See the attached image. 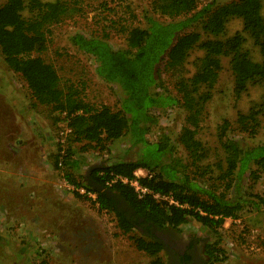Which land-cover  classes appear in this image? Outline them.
<instances>
[{
  "label": "trees",
  "instance_id": "trees-1",
  "mask_svg": "<svg viewBox=\"0 0 264 264\" xmlns=\"http://www.w3.org/2000/svg\"><path fill=\"white\" fill-rule=\"evenodd\" d=\"M82 1L7 0L0 5V51L10 70L26 81L37 102L51 106L58 114L55 120L72 130L67 136L62 172L76 188L83 187L74 179V172L79 171L82 164L73 159L75 152L70 151V142L82 144L81 151H88L103 150L105 144L125 139L130 150L139 149L133 160L122 157L93 170L90 182L85 185L97 195L94 202L99 210L113 213L122 233L129 236L140 252L152 258L149 264H166L160 255L164 247L158 240L142 234L131 235L138 228L139 220L142 219L141 225L146 229L160 230L181 229L192 220L217 234L227 219H237L246 206H258L245 196L243 178L250 173L259 179V172L264 170V146L243 150L237 141L227 139L223 143L227 167L221 173V181L206 183L204 180L206 184H199L181 159L164 161L174 149L169 138L162 137L152 144L148 135L158 123L153 114L155 108L183 107L187 117L178 141L191 165L200 171L206 150L197 136L205 106L222 70V58H230L237 99L250 87H264V0H233L225 4L212 0L203 7H199L200 0H160L156 8L172 21L163 23L148 17L145 28L127 31V47L120 50L113 49L105 36L75 35L74 45L96 60L98 76L118 86L121 109L116 112L108 106L97 109L85 102L78 87L62 86L55 66L35 56L47 50L49 27L76 14ZM234 19L241 20L243 27L229 37L227 26ZM195 26H199L201 32H188ZM248 39L258 49L260 62L254 61L245 48ZM194 49L203 51L204 56L193 62L195 72L187 77L186 64ZM162 64L172 74L180 98L166 91L156 92L164 89ZM202 88L207 91L201 92ZM263 114L264 100L248 113H239L238 124L245 132L256 134ZM227 127L225 121L223 129ZM58 159L57 154L59 169ZM138 170L148 173L140 179L143 186L154 194L169 197L177 205L159 201L153 195L139 199L130 186L121 183L106 185L112 175L132 180ZM94 185L111 193L98 191ZM121 200L128 208L118 206ZM218 245V239L206 245L209 264L226 258Z\"/></svg>",
  "mask_w": 264,
  "mask_h": 264
},
{
  "label": "rangeland",
  "instance_id": "rangeland-1",
  "mask_svg": "<svg viewBox=\"0 0 264 264\" xmlns=\"http://www.w3.org/2000/svg\"><path fill=\"white\" fill-rule=\"evenodd\" d=\"M6 1L0 0V5ZM159 1L83 0L76 14L49 27L47 50L35 56L55 66L62 86L78 87L85 102L97 109L108 106L115 112L120 111L118 86L98 76L94 57L79 50L72 38L77 34L105 36L113 49H124L127 47V31L135 27L145 28L148 17L163 23L172 21L156 8ZM210 1L200 0L199 7ZM231 1L217 0L219 4ZM227 27L228 36H233L242 30V21L234 19ZM194 30L201 32L199 26L188 32ZM245 48L254 61L262 60L250 39ZM203 56L204 52L199 49L191 52L186 64L187 77H192L195 72L193 62ZM161 72L164 89H157L156 92L166 91L180 98L174 78L164 64ZM206 91L205 88L201 90ZM211 93L197 136L206 150L200 171L191 165L187 152L178 141L187 117L183 107L155 108L153 114L158 123L148 135L152 144L161 141L162 137L169 138L174 149L164 161L168 163L175 158L181 159L189 167L188 173L191 177L196 176L199 184L221 181V173L227 167L223 148L227 139L237 141L243 150L264 146V114L260 116L256 134L245 132L238 124L239 113H248L264 100V87H250L237 99L230 58L224 57L222 70ZM56 117L58 114L51 106L37 102L26 81L10 70L0 51V142L8 140L13 145L10 146L13 149L11 152L0 146V264H149L152 258L140 252L129 236L122 233L113 213L100 211L94 200L78 196L77 191L61 186L63 182L56 166V156L60 149V132L65 123H58ZM20 121L27 125L28 130L18 131ZM225 121L228 127L224 130ZM69 147L71 152H75L73 159L82 164L79 171L74 172V179L83 185L80 189H87L85 184L90 182L93 170L122 157L133 160L139 152V149L130 150L125 139L107 143L103 150L81 151L82 144L76 142H70ZM4 160L9 161L8 167H5ZM7 168L13 175L36 171L40 180L38 183L32 181L33 189L17 187L15 182L19 183L20 176L15 180L12 178L15 182L4 181L5 175H11L2 171ZM195 171L196 174L201 173L196 175ZM146 172L144 170L140 175ZM258 177L253 178L248 173L243 178L245 196L258 206H246L237 219H227L217 234L192 220L182 228L186 235L202 239V244L219 240L218 247L224 251L226 258L215 264H264V170L259 172ZM71 185L74 186L73 183ZM31 192L35 193L32 200ZM15 207L21 213L15 214ZM5 214L7 217L23 216L20 219L25 218L23 221L27 223L14 222L13 219L5 221ZM31 221L34 227L28 223ZM141 234L136 229L131 235L138 237ZM162 257L167 259L166 254Z\"/></svg>",
  "mask_w": 264,
  "mask_h": 264
},
{
  "label": "flooded vegetation",
  "instance_id": "flooded-vegetation-1",
  "mask_svg": "<svg viewBox=\"0 0 264 264\" xmlns=\"http://www.w3.org/2000/svg\"><path fill=\"white\" fill-rule=\"evenodd\" d=\"M119 207L125 209V202L120 201ZM142 219L136 226L142 235L158 240L164 247L161 252L166 254V264H209L210 258L205 252L206 244H202V239L186 235L181 229H158L156 227L144 228ZM164 259V258H163Z\"/></svg>",
  "mask_w": 264,
  "mask_h": 264
},
{
  "label": "built area",
  "instance_id": "built-area-1",
  "mask_svg": "<svg viewBox=\"0 0 264 264\" xmlns=\"http://www.w3.org/2000/svg\"><path fill=\"white\" fill-rule=\"evenodd\" d=\"M64 129L60 132L61 140L60 143V149L58 151L59 159H58V167L60 169V175L62 177V184L61 186L68 187L69 190L77 191L80 195L87 196L88 198L96 201L97 195L91 191H88L87 189H78L75 188L71 183L65 179L63 174V169L65 168V159H66V146H67V136L72 132L70 128L66 126V124L63 127ZM141 172L143 173L144 170H138L135 172V178L130 180L126 177L120 176V175H112L111 180L106 183L108 187H111L114 184L121 183L123 185L130 186L135 193L138 195L139 199H143L145 196L153 195V197L159 201H168L171 204H176L172 199L166 196H161L160 194H154L149 188L143 186L140 182L141 178H145L148 176V173L146 172L145 175H140Z\"/></svg>",
  "mask_w": 264,
  "mask_h": 264
},
{
  "label": "crops",
  "instance_id": "crops-1",
  "mask_svg": "<svg viewBox=\"0 0 264 264\" xmlns=\"http://www.w3.org/2000/svg\"><path fill=\"white\" fill-rule=\"evenodd\" d=\"M22 129H24V130H28V128H27V125L26 124H24L23 123V121H20V128L18 129V131H21ZM8 140H5V143H4V141H1L0 143V146L2 147V148H4L5 150H7V151H12L13 149L12 148H10V146L12 147L13 145H12V143H10L9 141V145H7L6 144V142H7ZM19 141H16V143H18ZM5 161V167H8V164H9V161H7V160H4ZM2 171H4V172H6L5 174H11V175H5V178L6 179H4V181H6V182H15L14 180H15V178L16 177H18V176H20V181H19V183H17V182H15L16 184H17V187H20V188H31V189H33L32 188V186H31V183H32V181L33 180H35L36 181V183H38V180H40L39 178H38V175L35 173V172H29V174H25V172H20V173H16V175H13L12 173H10L9 172V170H8V168H7V170L6 169H4V170H2ZM14 177V180L12 179ZM10 179V180H9ZM3 181V182H4ZM40 182V181H39ZM24 184V185H23ZM23 185V186H22ZM32 191V190H31ZM35 192H37V189L35 190ZM33 195H35V193L34 192H31V194H30V199L32 200V197H33ZM23 206V205H22ZM21 206V207H22ZM10 212V211H9ZM6 213H8V212H6ZM15 214H19V213H21V211L20 210H16V207H15V212H14ZM11 215V214H10ZM5 216H6V214H5ZM4 216V218H5V221H10L11 219H13V221L14 222H16V221H20V223L22 222V223H24L25 221H23V219H25V218H23V219H20V217H23V216H17V217H10V216H6L5 217ZM31 220V219H30ZM25 223H27V222H25ZM29 224H31V227H34V222L33 221H31V223L30 222H28ZM16 224V223H15ZM4 225V227L6 226L5 224H3Z\"/></svg>",
  "mask_w": 264,
  "mask_h": 264
},
{
  "label": "water",
  "instance_id": "water-1",
  "mask_svg": "<svg viewBox=\"0 0 264 264\" xmlns=\"http://www.w3.org/2000/svg\"><path fill=\"white\" fill-rule=\"evenodd\" d=\"M93 188L96 189V190H98V191H104V192H106V193H108V194L111 193L110 191H108V190L105 191V190H103V188H101V187H99V186H96V185H94Z\"/></svg>",
  "mask_w": 264,
  "mask_h": 264
}]
</instances>
